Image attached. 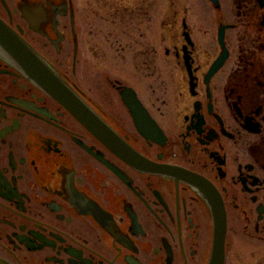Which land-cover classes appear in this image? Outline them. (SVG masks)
<instances>
[{
  "label": "flooded vegetation",
  "instance_id": "obj_1",
  "mask_svg": "<svg viewBox=\"0 0 264 264\" xmlns=\"http://www.w3.org/2000/svg\"><path fill=\"white\" fill-rule=\"evenodd\" d=\"M104 1L0 0V264H211L217 224L223 264L264 243V0L202 26L179 0L169 36Z\"/></svg>",
  "mask_w": 264,
  "mask_h": 264
},
{
  "label": "rangeland",
  "instance_id": "obj_2",
  "mask_svg": "<svg viewBox=\"0 0 264 264\" xmlns=\"http://www.w3.org/2000/svg\"><path fill=\"white\" fill-rule=\"evenodd\" d=\"M116 1V0H115ZM137 1V0H135ZM140 1V0H139ZM184 4L188 5L191 15L195 12H198V19H199V25H206L204 22L205 18L203 15L207 14V9L210 7V3L207 0H183ZM221 1V9L225 13V15L230 13L231 11L235 14L237 11V8L235 4L232 2V0H220ZM125 2V1H124ZM128 2H134L133 0H127ZM104 6L100 8V6L96 3L90 2V5L94 10H97V13L100 15H105L107 12L106 4L112 3L111 0L104 1ZM145 4L148 5L150 8V15L151 19H153V25L152 29L158 28L159 26V20L163 21L166 19L168 28L165 30L167 31V36L170 35V33H175L177 25H174V20L176 19L179 21V0H145ZM190 5V6H189ZM92 11L91 9H89ZM256 13V11H255ZM253 12H249L247 15L246 20L250 22V26L253 28H256L257 25L258 15ZM231 14V13H230ZM221 13H215V18L218 20L220 18ZM96 14H90L88 16V24L91 25H99V26H105L111 28V26H114L111 23H103L101 22V19L96 17ZM176 17V18H175ZM155 21L157 25L155 24ZM210 27H213L210 26ZM218 25L216 21V26L213 29V31H216ZM160 31V30H159ZM158 31V33H159ZM236 31H230L229 32V41L234 43L235 38L234 34ZM232 36V38H231ZM153 37V36H152ZM155 40V38H153ZM153 40V42H154ZM226 264H264V243H257V242H251L247 239L239 240L232 244L229 256L227 258Z\"/></svg>",
  "mask_w": 264,
  "mask_h": 264
},
{
  "label": "water",
  "instance_id": "obj_3",
  "mask_svg": "<svg viewBox=\"0 0 264 264\" xmlns=\"http://www.w3.org/2000/svg\"><path fill=\"white\" fill-rule=\"evenodd\" d=\"M212 2L218 3V0H210ZM224 27H221L219 30V35H218V40L220 44L223 43V38H224ZM226 57V52H223L220 57L215 61L211 71H213L215 68H217L225 59ZM55 97L62 102L64 105L73 108L75 113L78 110V108L74 107L72 103H70V99L68 96L62 95V93H59L57 91H54ZM224 236H225V226L223 225H218L217 224V230H216V240H215V248H214V253H213V258L211 261V264H223L224 260Z\"/></svg>",
  "mask_w": 264,
  "mask_h": 264
}]
</instances>
